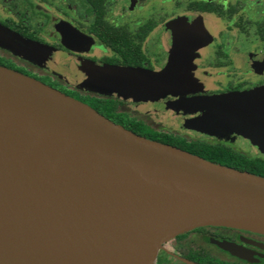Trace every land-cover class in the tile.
<instances>
[{"label":"water","instance_id":"1","mask_svg":"<svg viewBox=\"0 0 264 264\" xmlns=\"http://www.w3.org/2000/svg\"><path fill=\"white\" fill-rule=\"evenodd\" d=\"M0 42L11 43L2 33ZM19 46L29 59H48L46 51ZM96 68L98 78L83 84L134 93L138 78L127 72L133 69ZM139 78L149 94L176 90L165 72ZM233 99L231 111L217 114L214 122L236 128L264 152V86ZM21 127L39 133L26 149L9 154L19 148L11 136ZM53 142L65 143L53 165L38 169L30 163ZM77 153L100 154L119 170L170 189L173 197L145 201L151 197L142 191L106 193L112 182L97 186L94 194L70 196L60 188L78 179L65 177ZM206 226L264 234V176L134 133L88 104L0 65V264H136L156 257L174 237ZM217 244L245 258L242 247Z\"/></svg>","mask_w":264,"mask_h":264},{"label":"flooded vegetation","instance_id":"2","mask_svg":"<svg viewBox=\"0 0 264 264\" xmlns=\"http://www.w3.org/2000/svg\"><path fill=\"white\" fill-rule=\"evenodd\" d=\"M55 1L65 5L70 10L68 12H72L75 23L39 8V12L46 16L48 24L44 35L53 40L48 44L53 46L54 50H47L51 58L55 57L56 51H65L80 56L78 59L84 67L145 68L156 69L159 72L165 67H196L194 70L196 78L204 80L209 78L212 85L209 88L203 85L205 89L200 92L203 91L205 95L244 91L264 85V0H187L178 5L172 4L169 0H95L102 2L100 16L90 0ZM178 1L180 0H175L174 3ZM152 7H155L154 13H151ZM113 9L119 14L113 15ZM129 17L132 21L139 17L143 18L132 22ZM8 20L25 26L32 33L33 41L20 40L18 34L5 28L3 22ZM104 25L114 32L126 31L131 43L139 45V50L145 58L142 63L137 65L121 63L120 54L100 37V34L107 33ZM0 28L3 30V36L15 45L30 48L34 44H47L39 30L30 29L21 19L7 17L0 20ZM114 35L119 38L118 35ZM151 40L152 52L151 43H148ZM0 45L6 46L4 42H0ZM34 49L40 50L38 47ZM51 58L46 61L37 58L33 59V62L41 61L42 65L47 67L46 63L53 61ZM0 60L12 68L23 70L28 76L43 82L49 81L58 89L61 86L59 78L49 72H38L35 71L36 68L31 71L27 66L17 64L2 47H0ZM77 74L72 78L75 85L81 86L84 78H79ZM64 91L85 100L91 96L115 99L119 102L117 110L132 118L124 110L119 109L122 100L114 95L82 96L78 93H70L68 90ZM203 94H187L182 96V99L186 101L190 97L197 98ZM178 99L182 100L180 95L175 97L176 101ZM186 105L189 107L188 104H182V106ZM209 111L199 109L195 112L194 108L195 113L191 115L193 117L190 116L191 113L182 109L176 113L194 118L203 117L205 114L208 117ZM136 120L143 122L142 119ZM201 127L206 129L205 125ZM172 135L179 136L173 133ZM180 137L185 139L183 136ZM227 137L233 140L245 139L240 133L236 136L232 133L222 138L228 139ZM219 139L221 138L216 135L212 139L211 136L206 135L204 139L190 138L187 141L227 144L223 139ZM215 229L228 232L225 234ZM193 234L207 236L208 239L199 244L187 242L186 238ZM173 239L176 241L175 257L165 260L162 264H196L187 259L208 260L209 264H247L248 262L264 264V234L261 233L231 227L206 226L190 230ZM217 241L231 242L242 247L245 250V258L235 256L221 248Z\"/></svg>","mask_w":264,"mask_h":264},{"label":"rangeland","instance_id":"3","mask_svg":"<svg viewBox=\"0 0 264 264\" xmlns=\"http://www.w3.org/2000/svg\"><path fill=\"white\" fill-rule=\"evenodd\" d=\"M175 0H169L172 4H180L183 1L187 0H180L178 2H175ZM40 10H45L49 13H51L54 16H60L68 20H72L75 23V17L72 16V12H68V8L55 1V0H0V20H4L7 17L14 18L16 20L21 19L24 21L26 25L29 26L30 29H36L41 32V36L44 38V40L47 42L46 45H35L32 46V49L34 48H40L41 52L45 53L48 49L54 50V47L51 46L48 43H51L53 40L48 39L45 34V28H47V19L44 14H41L39 12ZM70 11V10H69ZM155 7H152L151 13H154ZM113 15L119 14L117 10H112ZM146 15V14H144ZM158 15V13H157ZM156 16V15H155ZM133 17V16H132ZM144 17V16H143ZM143 17L136 18L135 20L139 21ZM74 19V20H73ZM129 20L132 21L131 17H129ZM133 20L132 22H134ZM135 21V22H136ZM2 28H0V34L2 33ZM153 40V39H152ZM152 40L148 43L151 46V52L153 50L152 48ZM10 46H2V47L9 56L13 58L14 61H16L17 64L27 66V68L31 71L35 69L38 72H49L51 75L59 78L61 81L62 90H68L70 93H78L82 96H85L86 94L89 95H114L116 98L122 100V105L119 107V109L124 110L130 117L133 119H142L144 126L147 128H150L152 131L156 132H163V133H173L178 134L179 136L185 137L188 140L190 138H198V139H204L206 135L216 137L223 139L227 144V146L240 151L244 153L247 156H259L264 158V152L259 148V146L253 142L249 137L246 135L241 134L240 135L245 138L244 140L240 138V140H233L232 138L224 139L222 137L229 136L230 134L234 133V135H238L236 128H231L228 126H225V128L220 130V126L217 129L209 128L207 122H209L207 119V114L205 116H197L194 118H189L188 115L184 116L182 114L178 115L176 111H179L180 109L186 110L187 113L194 112V106L192 104H188L189 107L182 106V104L177 103L178 101L188 102V100H183L182 96H186L188 94L187 92L180 93L174 89L167 90L166 92L160 94V92H154L149 94V91L146 87L145 82H141L140 76H156L160 72H163L161 70L152 69L148 70L145 68L140 69H133L127 72H130L129 76H134L138 78V82L134 83V93L133 94H126L124 92H117V91H123L122 88H113L102 90L103 88H97V87H90L88 84H81V86L75 85L74 79L72 76L77 74L78 72L80 75L77 74L79 78H84V80L91 81L92 79L98 78V72L99 70L96 67H84L83 63L78 59V57L75 54L65 52V51H56L55 57L51 58L48 56V59H53L52 62H49L47 64V67L45 65H42L43 62L41 61H35L27 59V57L23 56L19 52H24L25 50L22 49L19 45H15L12 43H9ZM150 46L149 51H150ZM35 50V49H34ZM39 50V51H40ZM35 53H39L38 51ZM126 73V72H125ZM128 76V75H127ZM128 76V77H129ZM76 77V76H74ZM65 80V81H64ZM66 80L68 82H66ZM206 86L212 87L210 85V79L206 78ZM208 83V84H207ZM145 84V85H144ZM59 88V89H60ZM250 90V89H249ZM181 96L182 100H175V97L177 95ZM195 95V93H191ZM165 98H168L166 100ZM192 98V97H190ZM165 99V100H164ZM187 104V103H186ZM181 107V108H180ZM189 109V110H188ZM182 115V116H181ZM193 117V116H191ZM206 127V129L204 126ZM190 137V138H189ZM237 138V137H236ZM186 139V140H187ZM219 139V140H221ZM215 231H221L222 233H227L226 230H220L215 229ZM253 232V231H252ZM187 242H194V243H204L208 239L207 236L193 234L186 238ZM178 242V241H177ZM176 241L174 239L169 240L168 242L162 244L161 249L157 252L155 257V264H162L165 260H171L173 257H175L174 253V245ZM247 264H252L251 262H248Z\"/></svg>","mask_w":264,"mask_h":264},{"label":"trees","instance_id":"4","mask_svg":"<svg viewBox=\"0 0 264 264\" xmlns=\"http://www.w3.org/2000/svg\"><path fill=\"white\" fill-rule=\"evenodd\" d=\"M90 2L93 4V8H95V11L97 12L98 16H100L102 14V2L101 1L96 2L95 0H90ZM3 23H4V27L7 28L10 32L18 34L17 36L19 37L20 40H27L30 42L33 41L31 35L32 33H30L28 29L22 24L15 23L12 20H8L7 22H3ZM104 29L105 32L107 33L100 34V37L103 41L107 42L112 48H114L120 54L122 58L121 63L127 65H137L142 63V61L145 58L139 50V45L131 43V40L127 36L128 34L126 31L121 30L119 32L118 31L114 32L107 25H104ZM114 34L118 35L119 38H116ZM46 64H48V62ZM0 65L18 71L22 74H25L23 70L12 68V66L3 63V61L1 60H0ZM132 68H138V67H132ZM43 83L53 88H56L49 81H44ZM60 91L64 92L65 94H68L64 90H60ZM74 98L88 104L90 107L95 109L103 116L109 118L110 120L114 121L117 124L122 125L126 129L133 131L134 133L145 136L152 140L160 141L163 143H167L179 147L183 150L189 151L193 154H197L213 162H217L226 166L233 167L235 169L248 171L257 175L264 176L263 157L247 156L244 153L225 145L224 143L208 144L202 141H187L186 139H183L177 135H172L163 132H156V131L154 132L150 128L144 126L142 121L129 118L123 112H119L117 110L119 102L112 98H98L93 96L87 98L86 100L80 96H75ZM187 261L194 262L196 264H209L208 260L187 259Z\"/></svg>","mask_w":264,"mask_h":264},{"label":"bare ground","instance_id":"5","mask_svg":"<svg viewBox=\"0 0 264 264\" xmlns=\"http://www.w3.org/2000/svg\"><path fill=\"white\" fill-rule=\"evenodd\" d=\"M39 132L32 130L30 128L21 127L19 128V132L16 133L12 138V144H19L18 150H9V154L17 153L20 150L26 149L29 144L33 141V139L38 135ZM16 140V141H15ZM8 150V144L6 145ZM65 146L64 142H53L48 144L46 150L39 151L36 153L30 160V163H34L38 169L42 167H50L53 165L54 158L59 154V152ZM77 157V162L75 165L66 166V174L65 177L71 175H77L78 179L74 181V183L70 186H64L60 188V191L64 193L70 194V196H77V193H91L94 194L97 186H101V184H108L112 182V188L105 189L106 193L109 192L111 194H117L118 192L128 193V192H145L146 197H151L147 200L154 199H171L173 197L172 191L168 188H165L161 185L150 182L140 175H130L119 170L118 166L108 161L104 156L100 154H84L77 153L74 157ZM97 163H107L106 168L94 166ZM88 183L91 185L89 186ZM106 183V184H105ZM103 186V185H102ZM90 188V190H88ZM132 190V191H131ZM123 191V192H122ZM79 197V196H77ZM81 198V197H80ZM83 199V198H81ZM134 205L139 204L140 201L133 200ZM83 205H86L83 202ZM106 207V205L100 202H96L94 206ZM125 205H132L130 203H125ZM136 264H155V256H150L148 258H144L140 262Z\"/></svg>","mask_w":264,"mask_h":264},{"label":"crops","instance_id":"6","mask_svg":"<svg viewBox=\"0 0 264 264\" xmlns=\"http://www.w3.org/2000/svg\"><path fill=\"white\" fill-rule=\"evenodd\" d=\"M195 68L196 67H165L162 70L167 74H171L173 80L170 83L174 85L176 91L182 93V95L185 92H187L188 94H203V91L200 92L202 89H205L203 85L205 84V87H209L206 86L204 79L196 78V76L194 75ZM260 87L262 86L253 88V90L258 89ZM246 91L248 90L212 95L203 94L201 97L187 99L188 102L185 103L182 101L178 102L179 104H192L195 110H210L207 117V120L209 122H207V124L210 128H213L214 125V129H217L219 128V124L217 122H214V119L218 116L217 114H226L230 112L233 106L232 103L234 102L233 97L235 96V94H239ZM223 128H225L224 125L220 127V129Z\"/></svg>","mask_w":264,"mask_h":264}]
</instances>
